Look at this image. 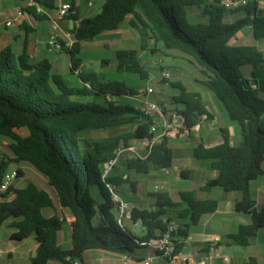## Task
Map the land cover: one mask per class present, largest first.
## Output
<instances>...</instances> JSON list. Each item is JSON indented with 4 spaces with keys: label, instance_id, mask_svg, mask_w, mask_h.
Masks as SVG:
<instances>
[{
    "label": "trees",
    "instance_id": "obj_1",
    "mask_svg": "<svg viewBox=\"0 0 264 264\" xmlns=\"http://www.w3.org/2000/svg\"><path fill=\"white\" fill-rule=\"evenodd\" d=\"M46 13H38L33 6L25 13L39 21H47L49 12L58 9V0H34ZM86 1V0H85ZM100 11L94 16L80 18V8L65 19L77 22L76 42L65 46L62 52L70 59V72L77 74L80 84L70 85L55 71L48 58L35 60L28 50V40L16 52L9 45L0 51V135L10 139L7 152L0 155V182L11 164H27L38 175L39 181L24 186H12L0 195V232L3 227L13 229V240L23 241L34 236L38 247L30 264H48L55 260L61 264H84V253L90 249L131 253L140 244H153L166 229L164 217L176 211L178 218L200 223L205 215L219 208L216 199H199L195 190L180 192L179 203L164 192L156 191L155 210L131 211V220L143 219L144 236L139 237L116 217V204L109 185L115 189L131 183L130 174H113L106 168L114 158V151L123 142H141L151 137L153 119L140 108L121 99L138 94L137 89L125 81L106 79L96 72L82 69V43L98 36L117 31L126 22L140 34L141 48L146 51L150 42L165 50H176L187 55L200 66L205 76L199 80L210 89L232 121L239 124L243 141L232 144L227 128L221 129L223 142L194 149L197 160L208 161L216 173L200 190L210 192L221 189L239 193L234 210L249 214L251 222L240 225L228 237L236 244L247 247L252 239L264 231V207H260L253 193V183L264 176V51L257 45L235 44L233 40L246 27L252 37L264 41V5L261 0H250L237 10H229L223 0H101ZM189 8L202 11L207 21L192 22ZM242 13L232 22L228 15ZM155 52V49H150ZM117 70L121 73L148 78L139 52L134 48H120L116 52ZM248 66L252 69L245 72ZM163 82H170L163 77ZM171 85L180 90L174 98L184 105L176 114L183 117L184 127L177 129L175 137L184 130H193L198 118L208 114L200 92L189 91L179 82ZM100 99V101L91 100ZM162 106L163 103L158 102ZM165 108V106H164ZM166 114L173 118V114ZM130 126L126 133L100 138L84 149L81 135L88 131H104ZM17 129H27L23 136ZM174 152L170 140L157 145L146 157L127 160V169L137 174H149L152 167L169 169ZM18 170V179L27 173ZM127 174V178L124 175ZM185 176V172L182 173ZM9 192L15 198L5 200ZM68 209L73 218L55 214L47 217L45 209ZM72 229V247L65 249L58 236L65 225ZM189 223L179 224L177 234L187 232ZM180 245H177V254ZM241 264H260L251 256Z\"/></svg>",
    "mask_w": 264,
    "mask_h": 264
},
{
    "label": "rangeland",
    "instance_id": "obj_2",
    "mask_svg": "<svg viewBox=\"0 0 264 264\" xmlns=\"http://www.w3.org/2000/svg\"><path fill=\"white\" fill-rule=\"evenodd\" d=\"M59 2V1H58ZM25 0H0V22H5L7 19L12 16H16L19 9L23 7H27ZM82 9H85L87 16H94L100 11V6L102 5L101 0H97L91 8L86 6V3L83 2ZM52 15L61 22L63 27H67L72 25V22L67 21L66 19L61 20L59 18L58 9L51 11ZM188 13L192 22H200L202 20L207 21V19L202 15V11L196 8H189ZM243 14H235L228 15L226 18L227 22H232L235 19L241 17ZM45 22V21H44ZM42 21H39V25L37 26V31L34 33L36 39L41 43V46H46L48 41H46V29L47 25ZM140 34L132 28L128 22L122 25V28L117 31H109L100 36H98L95 40L86 41L82 43V52L80 53V57L82 58V69H85L90 72H96L101 77L106 79H117L121 81H125L127 84L133 86L137 89L138 94L135 96H130L129 98H122V102H131L136 107H140L142 103V97L140 94L147 89L148 87H153L155 89V94L151 97L153 101L162 102L165 106L167 112L172 115L176 113L177 110H183L184 105L181 103H177L174 101V98L180 94V90L171 85V82H179L184 85L189 91L200 92L204 96H212L217 101L218 105L221 107V110L216 111V126L219 128L223 127H233L238 125L237 122L232 121L228 114L226 113L223 105L216 98L214 93L200 83L199 80L205 78V76L200 71V66L197 65L194 61H192L187 55L176 51V50H165L161 45L155 44L154 41L150 42L148 50L144 51L141 48L140 43ZM235 44H249V45H257L261 50L264 51V41L258 42L252 37V30L250 27L244 28L238 36L233 40ZM120 48H134L136 49L142 60L145 64V67L149 71L148 78L142 79L139 75L129 74V73H121L117 70V61H116V52ZM150 49H155V52H152ZM64 54V53H62ZM55 64V71L61 73L66 81L70 85H78L80 84L79 78L77 74H72L70 72V59L68 54H64V56L60 60V64L57 65L58 61L52 60ZM252 69V66H248L245 70L248 73ZM168 71L170 73V78L167 80L170 82H163L164 73ZM91 100L100 101V99L91 98ZM217 110V109H216ZM172 113V114H171ZM202 119H199L201 121ZM208 121H212L211 119H207ZM209 124V123H207ZM130 126H122L117 128H112L104 131H88L83 133L80 137L82 139V144L84 149L89 148L95 140L100 138H108L111 136H117L122 133H126L131 131ZM195 129V128H194ZM17 133L27 136L29 131L27 129H17ZM186 133L185 135H181L179 137H175L170 140V146L174 152V163L171 167V176H166L165 172H160V169H156L152 167L149 174H137L131 173V179L134 177V181H141L140 189H149L153 191L156 185H160L162 190H165L167 186L164 182L170 180L172 183V188L176 194L173 195V201L175 203H179L180 199V191L182 190H193L194 188H199L201 184V178L206 176L208 172L206 170L202 171L199 167H196V163H205L209 165L208 161L205 160H197L194 157V149L199 145L194 132L192 131V135L189 136ZM10 143V139L0 135V155H3L7 152V145ZM122 150L118 155L117 162L115 164L114 171L126 172L127 166L126 162L128 159L133 157H143L146 153V148L141 142L133 141L130 147H125L122 142L120 146L114 151V157L116 156V151ZM186 155V156H183ZM188 157H194L193 164L189 163ZM186 159V160H185ZM183 166L189 167L193 170H197L202 175L198 176V181L193 180H181V170ZM24 168L26 171V175L20 179H18L14 185L16 187L24 186L26 183L30 181H39L40 175H38L29 165L27 164H16L13 163L10 165L9 170H15L18 168ZM116 171V172H117ZM143 180L146 182L143 183ZM209 179H206L208 181ZM264 180V178H263ZM204 181V182H206ZM125 188L131 192V185H120L116 191L118 194L124 199H128L133 202H138L136 194L127 195L125 193ZM217 189V188H216ZM219 190V189H218ZM216 190H214V195H216ZM141 192V191H139ZM151 200H154L155 197H151ZM222 208L227 207V202H222ZM51 212V210H47ZM169 217L173 218V221L179 224L189 223L188 219L178 218L176 211L169 212ZM192 231H202L203 226L202 223L198 225H191ZM13 229H7L3 227L0 232V248L5 249L7 246H16L19 244H12L10 239V232ZM21 245V244H20ZM251 250V247L247 248ZM258 255L261 259V264H264V247L259 248ZM11 261L7 255H1L0 264H10Z\"/></svg>",
    "mask_w": 264,
    "mask_h": 264
},
{
    "label": "crops",
    "instance_id": "obj_3",
    "mask_svg": "<svg viewBox=\"0 0 264 264\" xmlns=\"http://www.w3.org/2000/svg\"><path fill=\"white\" fill-rule=\"evenodd\" d=\"M27 3L25 6L28 7L29 0H25ZM58 8L61 4L65 2H70L72 0H58ZM97 1V0H96ZM95 1V2H96ZM85 2L87 5V0L80 1V18L87 16L85 9H82V3ZM261 3L264 5V0H261ZM25 7H23L24 9ZM93 8V7H92ZM101 8V6H100ZM92 10L91 8H89ZM49 14V19L45 21L47 25L46 29V41H48L49 36L52 33L53 29V21H57L60 26V34L62 35L64 31L72 28L74 26V22L72 20L66 19L67 21L72 22V25L63 27L61 22L57 20L51 12ZM17 16V14H16ZM14 16V17H16ZM13 16L6 21L14 18ZM63 20V19H61ZM5 21V22H6ZM5 22H0V51L3 50L6 46L11 45L16 52H19L25 40H28V50L30 54L33 56L35 60H42L45 58L50 59L51 61H58L57 65L60 64L61 58L64 56V52L50 51L48 44L46 46H41V43L36 39L34 33L37 31V26L39 25V20L34 18L32 15L25 13V16L20 18L12 27H6ZM252 30V29H251ZM260 43V42H259ZM64 53V54H62ZM54 64V62L52 61ZM55 67V64H54ZM203 105L205 106L207 113L198 118L195 129L192 131L196 136L199 144H204L206 147L216 146L223 142V136L221 129L227 128L230 133L231 143L238 145L243 141L241 127L238 125L233 127H223L219 128L216 126V111L221 110L217 101L212 96H204L202 93ZM158 102V101H155ZM162 103V102H161ZM217 109V110H216ZM169 114V113H168ZM172 114V113H171ZM178 114L173 113V116ZM199 119H202L199 121ZM207 119H211L212 121H208ZM209 123V124H207ZM192 131L184 130V135L191 136ZM183 135V134H182ZM183 156H186L183 154ZM186 160V159H185ZM189 163L193 164L194 157H188ZM174 163V160H173ZM196 167L202 169V171L210 170L206 176H203L200 183H206V179L213 178L216 173L212 171L207 164L196 163ZM106 168L113 174H133V171L126 169V172L114 171V168L107 167ZM157 169V168H156ZM117 171V172H116ZM160 172H165L166 176H171V168L169 169H160ZM185 172V176H182V173ZM127 174L124 175V178H127ZM202 174L197 170H193L189 167H184L181 170V180H193L198 181V176ZM263 177H260L253 183V193L260 207H264V180ZM206 181V182H204ZM146 182L143 180V183ZM166 183L165 190H162L160 185H156L153 191L149 189H140L141 181H134L131 179V183H124V185H131V192L127 188H125V193L127 195L136 194L138 202H133L130 200H126L121 197L124 201L128 202L132 208H137L138 210H155L156 209V199L151 200L153 197V193L157 191V187H159L160 192L167 193L173 200V195L176 194L172 188V183L170 180L164 182ZM201 184L199 188H194L193 190L197 193V198L199 199H216L219 201V208L215 213L205 215L201 219L200 223H202L203 230L202 231H192V226L195 225L189 221L190 226H186L187 232L184 234H177L176 240L177 245H180V250L178 252V257L176 259V264H241L249 260L251 256H256L259 258L260 264L261 259L258 255L259 248L264 247V231L259 233L257 238L252 239L251 245L247 247L240 246L233 242L228 236L235 232L240 225L248 224L251 222V217L246 213H239L234 210L235 201L240 197L239 193H227L222 191L221 189H213L210 192H203L200 188L204 185ZM118 188V187H117ZM116 188V189H117ZM214 190H216V195H214ZM141 191V192H139ZM186 191V190H182ZM181 192V191H180ZM222 202H227V207L222 208ZM47 210H51L48 212ZM171 212V211H169ZM168 212V214H169ZM44 214L47 217H51L55 214L60 216H64L67 221H70L73 216L70 210L62 209L58 205H56V209H45ZM166 214L164 219L169 220L172 217ZM116 217L118 219V212L116 210ZM140 220V219H139ZM131 220V212H128L126 216L121 220L123 224L132 229L134 233H136L139 237L144 236V230L140 232H135L133 230L136 227V224L139 222ZM198 223V224H200ZM197 224V225H198ZM11 233V232H10ZM218 238V240H216ZM59 244L65 248L70 249L72 247V229L67 222L64 229L59 232L58 236ZM12 244H19L16 246H7V248H0V257L1 255H7L11 261L10 264H30L32 256L36 253L38 242L36 241L34 236H31L23 241H16L12 238L10 239ZM251 247V250L247 248ZM152 258L151 264H168L166 259L159 256L153 244L143 245L140 244L139 248H136L134 252L131 253H122V252H111L102 249H90L84 253V264H144L148 258ZM48 264H61L58 261L52 260Z\"/></svg>",
    "mask_w": 264,
    "mask_h": 264
},
{
    "label": "built area",
    "instance_id": "obj_4",
    "mask_svg": "<svg viewBox=\"0 0 264 264\" xmlns=\"http://www.w3.org/2000/svg\"><path fill=\"white\" fill-rule=\"evenodd\" d=\"M81 0H72L70 2H65L61 4L58 8L59 18L65 19L69 16L72 12H76L77 8L80 6ZM96 0H87V5L89 8H92L95 4ZM250 0H223V5L225 8L229 10H237L246 6ZM28 6H33L37 9L38 13H46L44 8L39 5L34 0H29ZM25 16V11L23 8L19 9L17 12V16L6 21V27H12L14 24L22 17ZM74 22V26L66 31L61 35L60 34V26L58 25L57 21H53V29L52 33L48 39V47L50 51H57L62 52L65 46H72L76 42L75 37V26L77 22ZM81 69L76 71L77 74L81 73ZM165 79L170 78V73L166 71L164 73ZM155 94V89L153 87H148L145 89L140 96L142 97V103L139 107L143 113L151 117L153 119V124L151 126V137H147L142 141V144L146 148V157L150 155L155 147L165 140H171L175 138V133L177 129L184 127V120L183 117L180 115L173 116V118H169L166 114L164 106L155 102L151 99V97ZM187 130V129H186ZM122 150L116 151V156L107 163V167L111 168L114 167L118 155L121 153ZM18 170H8L3 180L0 182V195L6 194L8 191L11 190L12 186H15L14 183L18 180ZM16 187V186H15ZM109 189L112 193V199L116 204V210L118 212V220L121 221L128 212L132 211V206L124 201L116 189L109 185ZM159 187H157V191ZM15 198L14 192H9L7 198L5 200H12ZM178 230V225L174 221H168L167 227L165 231L157 237L153 241V245L158 253L159 256L166 259L168 264H176L177 255V240H176V233ZM218 240V238L216 239ZM152 258H148L144 261V264H151Z\"/></svg>",
    "mask_w": 264,
    "mask_h": 264
},
{
    "label": "water",
    "instance_id": "obj_5",
    "mask_svg": "<svg viewBox=\"0 0 264 264\" xmlns=\"http://www.w3.org/2000/svg\"><path fill=\"white\" fill-rule=\"evenodd\" d=\"M145 229L143 219H140L139 222L136 224V227L133 228L135 232H140Z\"/></svg>",
    "mask_w": 264,
    "mask_h": 264
}]
</instances>
